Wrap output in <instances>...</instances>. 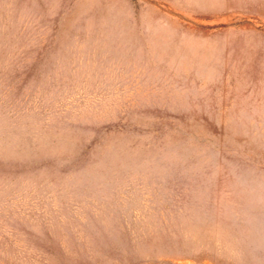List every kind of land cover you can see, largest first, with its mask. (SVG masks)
Segmentation results:
<instances>
[{
	"label": "rangeland",
	"instance_id": "1",
	"mask_svg": "<svg viewBox=\"0 0 264 264\" xmlns=\"http://www.w3.org/2000/svg\"><path fill=\"white\" fill-rule=\"evenodd\" d=\"M0 264H264V0H0Z\"/></svg>",
	"mask_w": 264,
	"mask_h": 264
}]
</instances>
